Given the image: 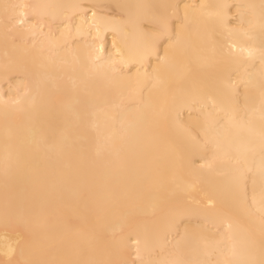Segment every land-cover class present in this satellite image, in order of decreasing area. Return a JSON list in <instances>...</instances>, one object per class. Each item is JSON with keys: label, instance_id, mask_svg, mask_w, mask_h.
<instances>
[{"label": "snow or ice", "instance_id": "snow-or-ice-1", "mask_svg": "<svg viewBox=\"0 0 264 264\" xmlns=\"http://www.w3.org/2000/svg\"><path fill=\"white\" fill-rule=\"evenodd\" d=\"M0 79V264H264V0H3Z\"/></svg>", "mask_w": 264, "mask_h": 264}, {"label": "bare ground", "instance_id": "bare-ground-1", "mask_svg": "<svg viewBox=\"0 0 264 264\" xmlns=\"http://www.w3.org/2000/svg\"><path fill=\"white\" fill-rule=\"evenodd\" d=\"M0 2H3V0H0ZM8 2H24V0H8ZM46 2H52V3H75V2H87V0H46ZM107 2V0H106ZM187 3H212V2H227V3H259V0H185ZM81 43H84L85 41L91 42L95 41V47L97 49V52H103L106 49H110L112 46V40H113V34L110 30L101 29L99 35L96 34L95 29H93L92 33L87 36L80 37ZM14 87L11 90V95L13 98L16 96V90L15 85L16 82H13ZM20 91L23 92L24 90V83L20 82L19 84ZM9 92V86L8 84L4 83L2 79H0V95L7 94ZM5 98L7 96L5 95ZM0 108H2V103H0ZM97 124L99 127L103 130L104 129V115L103 113H98L97 117ZM151 195L152 193L150 191H146L145 198L143 201L142 206L144 208H147L148 205L151 202ZM194 196L200 197L201 193L199 190L193 193ZM258 195V193H257ZM208 196L211 197L212 193L208 192ZM116 226V225H114ZM118 226L122 227L124 229L125 235H131V239L127 240L126 243L128 245L129 250L132 252L133 257L135 256V249L136 244L134 241L137 239V235L135 233H129L126 225L119 223ZM211 227V226H210Z\"/></svg>", "mask_w": 264, "mask_h": 264}]
</instances>
